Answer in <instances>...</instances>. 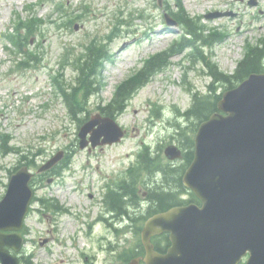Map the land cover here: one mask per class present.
Returning <instances> with one entry per match:
<instances>
[{
  "label": "rangeland",
  "instance_id": "374dc122",
  "mask_svg": "<svg viewBox=\"0 0 264 264\" xmlns=\"http://www.w3.org/2000/svg\"><path fill=\"white\" fill-rule=\"evenodd\" d=\"M40 1L0 0V201L6 194L11 175L20 166L21 156L30 153L26 162L37 172L57 152L72 154L70 171L63 177L53 175L34 184L38 201L33 204L25 230L21 232L26 245L17 255L23 259V264H105L101 260L106 253L98 255L96 239L102 237L99 247L108 249L112 244L121 252L137 243L138 235L132 228L139 225V221L123 223L120 216L107 214L104 204L107 184L127 175L144 145L150 146L152 155L160 154L161 158H165L164 149L170 144L184 150L185 143L175 125L192 129V121L184 113L192 104V94L206 93L212 78L206 76L207 67L200 59L192 63L187 58L190 50L172 58L171 67L141 89L117 119L127 131L124 140L117 145L81 150L78 132L83 124L79 126L69 116L52 84L58 74L68 83L75 80L74 69L67 65L63 68L65 51L71 52L69 57L73 61L84 52V46L96 39L107 45L111 56L103 72L102 91L88 100L89 112L84 115L89 121L101 114L99 107L112 100L120 84L136 74L145 60L167 50L183 33V28L168 27L165 22V14L176 9L174 0H160L161 6L159 0H54L39 5ZM62 2L66 3L65 8L57 5ZM182 3L192 18L214 12L229 14L199 21L210 31L228 34L213 50L204 48L206 55L212 53L222 72L235 71L244 58L247 43H264V0H182ZM32 4L37 5L29 13ZM15 11L20 12L23 19L31 15L46 21L41 27L43 31L33 36L28 48L38 54V65L25 71L16 70V61L24 60L18 55L15 59L16 55L9 51L14 47L5 39L14 24ZM73 19L76 21L70 27H57ZM54 21L56 23L51 24ZM112 31L116 37L111 35ZM224 90L221 88L218 93ZM154 104L162 106L159 116L152 112ZM157 109L158 112L160 108ZM193 133L187 140H192ZM2 136H8L7 146L19 148L20 153H6L1 148ZM165 161L169 163L166 158ZM183 163L179 161L175 166ZM49 180L52 181L48 183ZM151 187L148 186V190ZM42 199L64 208L48 211L39 201ZM141 203L145 204L142 210H146V201ZM75 218L84 226L82 235L73 236V229L68 228L67 224ZM107 218L108 223L104 221ZM81 253L90 257L89 261H85Z\"/></svg>",
  "mask_w": 264,
  "mask_h": 264
},
{
  "label": "water",
  "instance_id": "95a60500",
  "mask_svg": "<svg viewBox=\"0 0 264 264\" xmlns=\"http://www.w3.org/2000/svg\"><path fill=\"white\" fill-rule=\"evenodd\" d=\"M89 133L93 147L120 142L125 134L111 119L92 120L80 132L81 148L88 146ZM166 155L172 160L182 156L175 146ZM32 177L24 167L12 178L0 203V230L22 229ZM183 183L202 205L176 207L147 221L142 233L147 264H240L247 254V264H264V74H253L227 91L218 112L200 125ZM161 233H169L172 243L166 254L151 244V237ZM22 245L20 235L0 234L3 264H19L6 248L19 251Z\"/></svg>",
  "mask_w": 264,
  "mask_h": 264
},
{
  "label": "trees",
  "instance_id": "16d2710c",
  "mask_svg": "<svg viewBox=\"0 0 264 264\" xmlns=\"http://www.w3.org/2000/svg\"><path fill=\"white\" fill-rule=\"evenodd\" d=\"M178 1L180 3V0ZM173 17L182 24L187 30V35L192 38L183 36L180 41L173 44V47L168 52L158 54L149 59L136 76L125 81L117 88L113 100L107 106L100 107L102 114L115 118L116 114L122 113L128 101L141 87L148 83L150 77L167 66L172 55L182 53L188 47L196 49L197 52L194 54V58H201L209 68V74L213 78L212 84L208 87L210 90L214 89L215 84H219L222 88L229 90L237 87L253 74H264V43L248 44L244 58L238 64L235 73L227 75L222 73L210 59L202 56L201 48L197 45L199 41H202L203 44L212 45L222 39L221 35L204 36L202 28L198 26V22L191 19L183 9H180V12L174 14ZM41 24V21H29L26 24L19 25V32L12 40L20 53L25 55L26 62L20 64L19 68H27L31 64H37V58L34 53L27 49V44L29 38L36 34ZM22 30H25L26 33L21 34ZM109 59L106 45L97 40L92 41L85 48L84 53L76 57L72 63H70L68 54L65 57L66 63L73 65L77 72L75 85L66 84L60 77L55 79V84L58 88L59 97L63 99L72 118L76 119L79 124L84 121L83 118L78 116L84 112V106L87 104L88 99L100 93L103 87L102 70L105 62ZM216 91H212V95H200L199 93L193 95V104L185 115L188 120L192 121V131L195 132L200 123L207 121L213 114L218 112V102L221 100L222 94H217ZM186 134L187 131L181 130V138L185 146L187 145L186 149L188 150L190 147L187 154L189 163L194 158V143L187 140ZM153 162L154 159L150 156L149 148H146L139 155V165L130 173V178L123 180L117 190H112L107 196L106 203L112 213L124 220L126 218L135 220L133 218L136 216V221H139L145 220L154 214L166 212L176 206L186 205L189 202L200 204L192 193V199L189 202L180 199L179 195L186 190L182 178L183 171L181 172V170L176 168L173 169L171 166H157ZM64 165L68 167L69 163ZM154 169L156 171H153ZM144 170L151 173L153 171L151 174L153 182L148 196L149 207L146 210L141 208L137 186L140 173Z\"/></svg>",
  "mask_w": 264,
  "mask_h": 264
}]
</instances>
